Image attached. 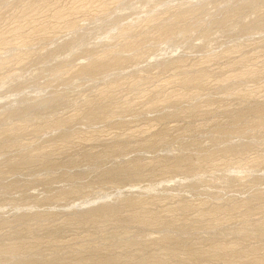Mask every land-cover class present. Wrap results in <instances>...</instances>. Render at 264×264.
<instances>
[{"label": "rangeland", "instance_id": "obj_1", "mask_svg": "<svg viewBox=\"0 0 264 264\" xmlns=\"http://www.w3.org/2000/svg\"><path fill=\"white\" fill-rule=\"evenodd\" d=\"M262 231L264 0H0V264H264Z\"/></svg>", "mask_w": 264, "mask_h": 264}, {"label": "bare ground", "instance_id": "obj_2", "mask_svg": "<svg viewBox=\"0 0 264 264\" xmlns=\"http://www.w3.org/2000/svg\"><path fill=\"white\" fill-rule=\"evenodd\" d=\"M179 17V16H178ZM109 54V53H108ZM117 60V62L118 61H120L121 59H116ZM108 62V61H107ZM102 65L103 64H101V63H91V64H89L86 68H85V71L86 72H90V71H94V70H96V69H100V68H102ZM249 71V70H248ZM195 75V74H194ZM243 75H246V73H240V74H238V77H236V78H239L240 76H243ZM235 76H237V75H235ZM188 79H186L184 82H186L187 84L188 83H191V82H193V81H196L197 80V78L196 77H187ZM225 80H226V78H225ZM224 80V81H225ZM3 84V83H2ZM177 94V93H176ZM169 102V101H168ZM110 114V113H109ZM107 115V114H106ZM57 120V119H56ZM65 121V120H64ZM64 121H58V122H56L55 123V125H56V127H62V126H64V124L66 123V122H64ZM178 163H180V162H178ZM179 165V164H178ZM174 166H176V164L174 165ZM182 167V166H181ZM176 169V168H175ZM177 169H179L178 167H177ZM189 170V169H188ZM190 171V170H189ZM192 171V170H191ZM190 173V172H189ZM194 175V174H193ZM125 197H128V195L126 196L125 195ZM124 197V198H125ZM130 197V196H129ZM126 199H128V198H126ZM131 200V199H130ZM130 200H128V201H130ZM134 201V200H133ZM121 203V202H120ZM134 203V202H133ZM80 205H82V204H80ZM110 205H104L103 204V206L102 207H98V209L96 210V208L95 209H88V210H86L85 211V213L84 214H81V215H83L82 216V218H83V220H86V221H89V220H95V219H97V218H100V217H102V218H100V219H103V216H105L106 217V214L105 213H101L102 212V208H105V210H106V207H109ZM112 205H111V209H112ZM114 208V207H113ZM105 210H104V212H105ZM108 211L110 210V207H109V209H107ZM117 210V209H116ZM96 211V212H95ZM97 211H99V212H97ZM108 211H106V213H109V214H111V213H114V211H113V209L111 210V213L110 212H108ZM113 211V212H112ZM108 214V215H109ZM118 214V213H117ZM107 215V216H108ZM115 216V215H114ZM24 217V216H23ZM109 217V216H108ZM113 217V216H112ZM80 218V217H79ZM117 218V217H116ZM21 219V218H20ZM81 219V218H80ZM106 219V218H105ZM100 221V220H99ZM102 221V220H101ZM261 234L262 235H264V231H262L261 232ZM35 246V245H34ZM30 247V246H29ZM33 247V246H32ZM228 248H229V250L232 248V247H230V246H227V245H218V246H216V248H215V250H218V251H225V250H227V251H229L228 250ZM10 249V248H9ZM28 249H31V248H28ZM256 249V248H255ZM7 250H8V248H7ZM13 250L14 249H10V251H12L13 252ZM236 250V249H235ZM16 251V250H15ZM231 251V250H230ZM11 252V253H12ZM152 260V259H151ZM154 261V260H153ZM156 261H157V259H156ZM162 262V261H161ZM148 263V262H147ZM160 263V260L158 261V262H156V264H159ZM153 264V263H152ZM155 264V263H154Z\"/></svg>", "mask_w": 264, "mask_h": 264}]
</instances>
